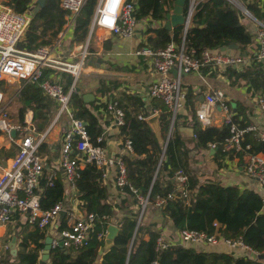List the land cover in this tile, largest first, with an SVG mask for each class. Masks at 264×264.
Instances as JSON below:
<instances>
[{"label": "trees", "instance_id": "obj_1", "mask_svg": "<svg viewBox=\"0 0 264 264\" xmlns=\"http://www.w3.org/2000/svg\"><path fill=\"white\" fill-rule=\"evenodd\" d=\"M31 1L8 0V3L15 10L24 12L30 8ZM248 1V8L257 17L264 19V10L259 7L262 0ZM174 3L175 0H135L138 24L146 17L161 21L160 27L151 30L153 33L148 37V43L153 48H164L171 41L176 43L182 41L183 26L179 25L168 30L164 23ZM96 4L97 0H88L78 15L74 41L81 43L87 39ZM187 7L186 4L185 12ZM67 14L68 12L60 6V0H46L44 7L33 15L26 34L27 42L23 46L33 49L35 45L49 43L46 40L39 42V39L44 38L49 30L57 36L66 23ZM240 15V11L228 0H201L185 36L186 46L195 49L196 54L200 56L205 49L221 52L222 47L236 43L239 46L237 48L240 52L239 56L245 58L252 53L250 47H254L255 44L252 33L241 21ZM237 49L229 52L238 55L235 53ZM212 68V64H206L201 71L212 74L213 72H210ZM52 72V69H45L41 80L27 83L22 88L20 99L25 107L21 109V115H24L25 108L31 106L33 102L43 100L44 93L40 83L49 78ZM223 73L233 88L245 86L251 95L264 93V62L262 61L255 60L248 66L231 65ZM60 75L61 84L68 90L74 79L72 74L60 72ZM133 98L135 97H130ZM134 100L139 104V108H143L146 116L153 115L155 109L161 110L163 142L157 139L147 121H141L137 119L138 114L134 115L126 111L125 123L120 126V135L132 140L133 152L137 158L130 160L127 155L123 156L130 185L119 187L116 180L115 184L123 192L124 197L116 204H112L108 200L109 188L104 184L102 171L92 163L82 168L76 180L77 193L81 200V208L96 214L95 227L87 244L79 248L52 249L48 264H238L241 261L245 264H264V257L253 258L251 252L246 250H242V254L238 255L235 252L201 250L196 248L195 244L172 245L165 250H157V238L162 232L159 222L148 219L139 222L138 196H147L150 193L151 200L156 195L166 198L170 192L178 193L175 179L178 170H183L188 176L189 199L172 198L162 207L157 208L153 203L147 207L160 210L159 215L164 220H171L178 231L189 229L208 234L219 232L227 239H241L250 248L263 254L264 196L252 189L242 190L238 185L224 186L217 181H201L200 175L191 165L190 149L180 136L176 123L173 133L168 136L170 112L167 106L154 98L153 108L149 110L141 97H136ZM195 101L196 97L189 88L187 104L192 107ZM236 103L238 114L233 116V120L242 127L250 125V121L246 118L239 120L238 115H242L243 105L240 101ZM72 107L75 116L86 122L92 139L96 140L97 136L103 135L102 143L105 145V132L98 111L99 106L93 102H86L83 95L76 91L72 95ZM56 109L57 106L52 107L53 111ZM191 114V120H194L195 149L207 148L209 143H215L218 159L236 153L241 161L247 154H264V139L260 137L258 130L245 134L239 151L236 152L235 149L225 151L226 139L231 135L230 124L202 128L195 117V109H191ZM42 116H46V113ZM51 118L52 112L47 116L48 121ZM45 126L36 122L38 132H41ZM2 134L4 132L0 129V135ZM17 150L18 146L13 142L8 149L1 148L0 152L11 157ZM48 181L49 177L40 181L43 209L53 207L66 196L62 180L55 179L53 186H50ZM198 204L206 206V209H200ZM22 215L21 212H16L15 222H8L3 241L4 249L1 252L2 264H39L48 234L39 228L30 230ZM215 221L221 224L219 228L214 227ZM111 222L119 224V231L114 238V244L101 255L100 251L105 246L107 229ZM63 227H66L65 220H62ZM99 234L103 236L99 237ZM13 236L17 237L16 256L11 253L10 247Z\"/></svg>", "mask_w": 264, "mask_h": 264}, {"label": "built area", "instance_id": "obj_2", "mask_svg": "<svg viewBox=\"0 0 264 264\" xmlns=\"http://www.w3.org/2000/svg\"><path fill=\"white\" fill-rule=\"evenodd\" d=\"M88 0H60L61 7L68 12L66 29L59 33L52 45H42L33 50L25 49L21 42L25 39L29 30L33 14L30 9L20 12L8 4L0 2V129L9 135L12 129L23 132L16 142L18 150L9 158L8 163L0 171V226L6 225L16 212L25 215L28 225L46 231L52 237L51 247L79 248L87 244L96 223V214L81 211L75 200L70 204L72 196L77 194L76 180L82 169V162L95 164L101 171L103 179L109 178L112 170L115 173L116 184L119 187L130 185L127 179V167L123 155L113 156L103 145L104 137L99 135L93 140L89 134L84 120L77 118L72 107V95L77 91L78 80L82 74L86 58L91 54L90 40L98 30H105L123 38H132L137 31L138 20L135 14V0H97L92 16L89 35L80 50L75 61L64 60L60 54L63 38L73 28L78 15L82 12ZM201 0H187L185 12V24L183 25V38L180 43L171 41L164 48H153L143 45L136 49L138 56L149 59L151 67L156 72V79L149 89L150 98L162 101L170 112L172 123L176 120L178 112L184 107L186 91L183 87V76L191 73L200 74L201 68L206 64H212L216 69L223 71L228 66L247 63V59L234 55L231 52L213 51L205 49L201 55L196 54L195 49H189L185 44V36L191 25L196 7ZM228 2L240 9L243 16L249 17L255 24L254 39L256 52L253 58L264 62V20L257 18L248 8L249 1L228 0ZM246 2V3H245ZM240 12V13H241ZM106 21H111L108 23ZM47 68L65 71L73 76V82L68 90L62 84L47 78L40 83L45 94L58 102V110L54 122L60 117L66 116L70 120V127L63 135L61 147L60 168L66 179L65 198L57 202L49 209H43L41 195L38 192L41 178L45 172V162L40 152L43 142L47 138L48 131L34 136L32 132L21 124H12L6 112L9 101L3 89L5 82L11 79L22 80L25 84L41 80ZM176 68L177 74L172 73ZM258 108L264 113V93L256 98ZM219 107L224 114V123L230 124L231 135L226 139L224 150L239 151L246 133L257 131L254 125L240 126L233 120L230 107L227 103L223 89L214 88L205 93L199 103L197 117L203 127L212 125L216 121V108ZM108 110L113 112L118 125L125 123V112L118 101H111ZM147 117L139 115V120L146 121ZM264 139V132H260ZM125 148L133 151L132 140H125ZM210 148H216L215 143H209ZM236 154V153H235ZM246 173L264 188V154H247ZM56 177L51 175L48 184L54 185ZM178 193L170 192L166 198L156 195V199L150 200L147 196H138L139 222L144 217V211L150 203L157 208L162 207L168 199H189L188 176L183 170L176 172ZM66 213L63 220L66 227L62 228L61 212ZM119 226L116 222H111ZM214 227L221 224L214 222ZM51 231L54 233L51 234ZM99 234V237H102ZM62 242V246L60 245ZM224 242L232 249H242L254 254H260L246 245L241 239H227L219 232L208 234L204 231L184 229L180 231L178 242L166 240L161 234L157 238V250H165L172 245L181 244H218ZM0 264H2L0 258Z\"/></svg>", "mask_w": 264, "mask_h": 264}, {"label": "crops", "instance_id": "obj_3", "mask_svg": "<svg viewBox=\"0 0 264 264\" xmlns=\"http://www.w3.org/2000/svg\"><path fill=\"white\" fill-rule=\"evenodd\" d=\"M35 1H37L38 4V0H32L30 3L29 9L31 10V12L35 6ZM0 2L9 5L8 0H0ZM259 7L264 10V0L260 1ZM173 8L174 7H172L170 11H172ZM245 17L246 16H244V19H248L244 20L241 17V21L247 26L248 30L252 33L254 38L255 24L249 17ZM259 19L264 20L263 18ZM67 23L68 22L66 20V23L64 24L60 32L66 29ZM164 23L166 24V21H164ZM160 25L161 21L146 17L144 21L139 22L136 34L132 38H123L108 31L98 29L93 34L90 40L91 54L86 58L82 74L78 80L77 91H79L80 95H83V98L86 102H93L99 106L98 111L101 114V123L105 132V146L110 155L116 157L120 155H127L130 160H134L137 158V155L133 151L128 152L126 150L124 144L125 140L128 138L120 135L121 125L117 124L114 113L109 111L106 107H108L109 102L118 101L119 105L121 103L120 107L124 110L125 115L126 111H129L134 115L138 114L137 119H139V115L146 116V114L144 113L145 111L143 110V108H139V104H136L134 100L136 97H141L144 100L147 109L151 110L153 108L152 99L154 98H150L149 89L155 81L157 75L155 70L151 67L149 59L144 56L136 55L135 51L143 45H149L148 37L153 33V31L151 30L159 28ZM59 33L57 34V36H55L53 35L52 31L49 30L44 38L39 39V42L41 40H46L49 43L35 45L33 49H36L37 47L42 45H52L57 39ZM74 37L75 25L66 33V36L62 41L59 55H61L64 60L75 61L78 58L80 50L82 49L83 44L86 41L85 40L84 42L79 43L74 41ZM26 42L27 37H25V39L20 44L23 48L28 49L23 46V44H26ZM254 44V47H250V51L252 53H249L245 56V58L247 59V63H245V65L247 66L251 65L253 61H255V59L252 57L253 54L255 55L257 49L255 39ZM235 53L238 55L240 54L238 49ZM212 69L213 70H210V72H213L212 74L215 75H212L210 73H203L201 71L200 74L191 73L183 76V85L186 91L184 107L178 112L176 120L173 123L170 118V128L168 131V136L173 133V130L175 129L174 125L176 123L179 128L180 136L190 149L191 165L193 169L200 175L201 181H217L224 186L238 185L242 190L252 189L264 196V188L258 181L251 178L245 171L247 155L245 156L243 161L240 160L237 154L233 153L227 154L225 157L218 159L216 157L217 147L214 149L210 147L195 149L194 120H191V109H195V117L202 126L197 117V109L199 107V103L203 100L205 93H207L211 89H223L222 87L214 86L211 83L214 80H217L221 83H228L229 88L237 90L240 93V95L237 97L233 96L227 99L225 92L226 100L230 107V114H232L233 116L238 114L236 101H240L243 107L241 108L242 115H238L239 120L246 118L250 121V125H254L255 127H257V130L259 132H264V113L258 108L256 102V98L259 94L251 95L247 92V87L245 86L239 88L231 87L229 85V80L223 73L224 70L220 71L215 67H213ZM52 70L53 72L49 75V79L61 84L60 72L65 71H58L56 69ZM25 85L26 84L19 79H11L10 81L5 82L3 85V89L6 95V101H9V104H14V115L11 114L9 120L13 122V124H21L25 126L28 129V132H32L34 136L48 131L47 138L40 148V152L45 162V172L43 177L41 178V182L42 179L54 175L56 179H60L63 181L66 189V179L60 168V153L63 142V135L70 127V120L64 115L60 117L56 122H54L58 110V102L49 97L44 92L43 100L33 102L31 106L25 108L24 115H21L20 111L25 106L20 99V91ZM189 88L192 90V93L196 97V101L194 105L192 104V107L187 104V93L189 91ZM8 96H10L9 100H7ZM130 97L135 98L130 99ZM53 106H57V109L54 111L52 110ZM51 112L52 118L48 121L47 116L49 113L51 114ZM45 113L46 116H42V114ZM155 113L161 115V110L155 109L154 114ZM215 115L216 121L211 126H222L224 124V114L221 112L219 107L216 108ZM149 116L146 117L148 118ZM36 122H39V124L41 125H46L41 132L37 131ZM202 128L205 127L202 126ZM22 135L23 132L16 131V137L14 138V140H11L9 135L6 133L0 135V150L3 147L8 149L13 142L17 145L16 142ZM11 157H8L0 152V171L7 165L8 160ZM86 165L87 163L82 162L81 166L82 168H84ZM104 184H106L109 188L108 200L112 204H116L118 200H121L124 197L123 192L120 191L115 184L114 170H112L109 178L104 180ZM38 189L40 193V190L42 189L41 183ZM71 196L72 199H70L69 201L70 204H72L75 200V203H78L77 206L79 210L84 211L81 208V200L79 199L78 193L75 196ZM155 199L156 196H154L152 200L154 201ZM198 207L200 209H206V206L202 204H198ZM154 210L155 212H153L152 215L150 214L152 221H155L160 216L157 215L156 209ZM14 216L15 214L10 220L13 223L15 222ZM22 216L25 220V215L23 214ZM61 220H63V218H61ZM8 225L9 224L7 223L6 225L0 226V252H2L4 249L3 241L7 233ZM159 226L162 231L161 234L165 237L166 240H172L173 242L179 241L180 231L174 228L171 220L165 219L163 222H159ZM28 227L30 230L33 229L29 225ZM189 244L192 243L181 245ZM195 246L196 248L206 251L235 252V254L238 255L242 254V249H232L224 242H220L218 244H195ZM16 247L18 249L17 242ZM107 250V248L103 247L100 251V254L103 255ZM238 264L245 263L244 261H241Z\"/></svg>", "mask_w": 264, "mask_h": 264}, {"label": "water", "instance_id": "obj_4", "mask_svg": "<svg viewBox=\"0 0 264 264\" xmlns=\"http://www.w3.org/2000/svg\"><path fill=\"white\" fill-rule=\"evenodd\" d=\"M46 0H38V4L34 6V8L32 9V14L35 15L42 7H44ZM187 4V0H175L174 3V8L172 11H170L167 14V20H166V28L168 30H172L173 28H175L176 26L179 25H184L186 18H185V6ZM239 46L236 43H232L228 46L222 47L221 51L227 52L230 51L232 49H237ZM101 61V60H99ZM172 73L174 75L177 74V70L176 68H173ZM186 75V73H184ZM146 121L151 125V127L153 128L157 139L160 142H163V135H162V128H161V123H160V115L158 113H155L151 116H149ZM10 135L12 138L16 137V129H12L10 132ZM157 211V215H159L160 210H156ZM66 211L63 210L61 212V217L63 218L65 215ZM155 221L157 222H163L164 218L162 216H159L158 219H156ZM119 231V226H117L114 223H110L107 229V234H106V238H105V246L104 248H110L113 244H114V238L117 235ZM16 240L17 237L13 236L11 242H10V247H11V253L16 256L17 254V247H16ZM51 242H52V237L51 236H47L45 239V246L44 249L42 251V255L41 258L39 260V264H47V262L50 259V254H51ZM62 246V242L60 244ZM180 246V245H178ZM253 258H263L264 257V253L263 254H251Z\"/></svg>", "mask_w": 264, "mask_h": 264}, {"label": "rangeland", "instance_id": "obj_5", "mask_svg": "<svg viewBox=\"0 0 264 264\" xmlns=\"http://www.w3.org/2000/svg\"><path fill=\"white\" fill-rule=\"evenodd\" d=\"M242 2H244V0H242ZM246 3V2H245ZM247 4V3H246ZM239 11L241 12V10L239 9ZM241 15V17L244 19V16L242 15V12L240 13ZM245 18H247V17H245ZM248 19V18H247ZM247 19H244V20H247ZM214 86H217V87H222L223 89H224V92H226V96H227V99L229 98V97H237V96H239L240 95V93L237 91V90H234V89H232V88H229L228 87V83H221V82H219V81H217V80H214V81H212L211 82ZM184 87V86H183ZM9 98H10V96H8L7 97V100H9ZM13 108H14V104H9L8 106H7V110H6V112L8 113V116H9V118L11 117V114L12 115H14V112H13ZM12 124H13V122H12ZM140 209V214L142 213V206H141V208H139ZM155 208H147V209H145V211H144V217H143V219H148V220H151V215H152V213L153 212H155V210H154ZM151 214V215H150ZM148 215V216H147ZM150 217V218H149ZM54 232L53 231H51V234H53ZM0 256H1V252H0ZM1 258V257H0Z\"/></svg>", "mask_w": 264, "mask_h": 264}, {"label": "clouds", "instance_id": "obj_6", "mask_svg": "<svg viewBox=\"0 0 264 264\" xmlns=\"http://www.w3.org/2000/svg\"><path fill=\"white\" fill-rule=\"evenodd\" d=\"M106 22L111 23V21H106Z\"/></svg>", "mask_w": 264, "mask_h": 264}]
</instances>
